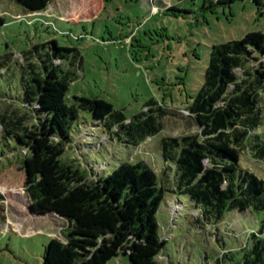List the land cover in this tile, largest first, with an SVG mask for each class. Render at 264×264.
<instances>
[{
  "label": "trees",
  "instance_id": "1",
  "mask_svg": "<svg viewBox=\"0 0 264 264\" xmlns=\"http://www.w3.org/2000/svg\"><path fill=\"white\" fill-rule=\"evenodd\" d=\"M251 1L260 8L264 3ZM75 52L52 40L24 50L22 60L15 54L0 57V77H22L18 100L0 84V99H14L23 109L0 115V126L26 151L25 192L32 212L67 222L64 240L47 244L44 264H108L121 255L133 264H159L169 239L160 236L158 221L167 195L186 196L197 211L195 223L214 225L216 232L232 213H256L258 231L237 249L225 244L214 264H264V180L241 164V153L250 148L264 163V134L252 136L264 121V33L212 48L204 83L186 109L200 132L161 140L164 181L144 160L123 163L104 178L65 160L80 110L99 121L89 129H103L129 148L158 136L170 115L154 99L132 118L100 98L68 103L81 72L79 53L70 58ZM84 129L75 133L77 139L88 134Z\"/></svg>",
  "mask_w": 264,
  "mask_h": 264
},
{
  "label": "rangeland",
  "instance_id": "2",
  "mask_svg": "<svg viewBox=\"0 0 264 264\" xmlns=\"http://www.w3.org/2000/svg\"><path fill=\"white\" fill-rule=\"evenodd\" d=\"M254 32L264 33V3L260 8L251 0H0V57L15 54L22 60L24 50L52 40L78 51L81 72L70 86L68 103L75 97L100 98L130 118L150 99L169 109L164 130L138 148L103 129H89L99 121L80 110L74 144L64 158L90 177L94 171L104 178L123 163L144 160L164 181L161 140L200 132L186 109L204 83L212 48ZM21 78L0 77L4 93L20 99ZM14 99H0V115L23 112ZM80 127L88 131L83 139L75 136ZM261 134L264 121L252 136ZM0 155V264H44L47 244L64 240L67 222L32 212L25 192L26 151L1 126ZM241 164L264 180V163L251 148L241 153ZM173 199L167 195L158 214L160 236L169 237L159 264H214L225 244L237 249L260 226L256 213L235 212L218 233L214 225L195 223L197 211L186 196ZM108 264L133 263L121 255Z\"/></svg>",
  "mask_w": 264,
  "mask_h": 264
}]
</instances>
